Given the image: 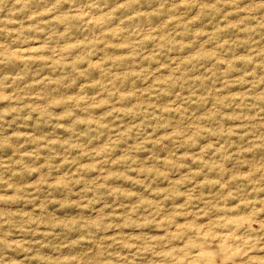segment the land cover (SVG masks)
I'll use <instances>...</instances> for the list:
<instances>
[{
	"label": "rangeland",
	"instance_id": "rangeland-1",
	"mask_svg": "<svg viewBox=\"0 0 264 264\" xmlns=\"http://www.w3.org/2000/svg\"><path fill=\"white\" fill-rule=\"evenodd\" d=\"M81 2L77 0V4ZM124 2L101 0L100 8L93 7L84 16L72 11L73 5L65 4L58 14L44 13L41 17H35V0H0V26L30 28L37 20L48 21L40 27H50L51 33L41 31L34 35L40 37L47 34L51 41L58 40L51 45H42L38 38L29 41L25 44L29 50L23 53L27 59L17 61L15 72L4 70L7 75H15L23 70L22 78L15 84L8 81L12 84L6 90L8 94L13 90L22 94L17 86L26 83L28 87L24 91L31 92L34 97L53 98L52 114L56 115L55 119L51 118L44 100L32 104L25 99L24 105L28 107L22 106L20 112V116L25 118L14 120L15 105L7 99L0 101V111L5 116V121L0 122V173L15 185L17 192L26 194L23 199L16 196L11 202L0 203V212L39 217L42 211L47 210L55 218L56 213L72 211V208L66 207L67 192H53L51 200L45 204L49 192L44 189L58 188L67 177L76 181L71 190L73 194L80 193L86 184H95L100 179V173L85 154V148L97 157L110 151L113 156L120 155L122 159H127L124 150L131 151L130 146L134 142L129 140L127 146L123 141L112 144L106 135L109 129L102 128L100 135L93 132L92 139L84 137L83 140L87 141L85 145L71 143L74 129L83 127V120H77L68 127L60 126L69 124L70 113L65 109L86 99L85 93L105 95V89L113 84L134 89L157 117H176L177 113L170 109L180 106L186 110L187 116L209 123L220 119L214 113L218 106L224 105L223 128L233 141L237 139L233 133L243 137L244 129L239 127L241 109L238 105L251 87L246 81L251 80L254 74L246 75L245 72L249 66L247 53L251 49L242 38L243 34H235L236 13L225 15L215 6V0H194L191 5L182 3V0H140L135 7L145 14L137 17L133 14L132 6H118L124 5ZM127 25L135 26L132 29L135 34L122 31ZM57 49L60 51L59 57L56 56ZM218 55L225 59H215ZM50 57H55V60ZM61 57L68 58L62 60ZM182 72L186 82L173 83L174 77ZM259 87L264 89V83ZM128 99H134L133 92L128 93ZM106 103L101 101L99 105H92L94 113H106V116L98 119L111 120L116 115L107 112ZM123 111L121 109V113ZM261 115L264 116V113ZM122 123L117 119L112 124L113 137L115 129ZM169 130L162 128L157 135ZM153 131L152 128L148 129L150 134ZM203 131L207 134L201 136L197 133L200 138L191 151L184 147L177 148L167 138L164 140V145H172V151L161 146L159 155V159L172 169L165 174L167 178L162 177L154 183L150 180L148 185L136 181L138 173L135 171L128 173L131 180L127 177L116 181L108 178L107 183L116 186L114 191L119 194V199L110 195L106 199L92 201L93 207L90 209H76L77 212L87 211L90 216H95L99 214L97 210L111 213L115 208V220L119 223L125 213L137 212L139 204L145 202L141 198H148L147 202L155 205L158 223L137 227L125 224L122 228L99 234L106 238L104 240L97 241L92 237L73 243L66 251L90 245L99 249L103 243H111L118 233L137 239L143 236L155 242L168 240L170 251L148 262L155 264L163 259L167 264L178 251L188 252L200 247L198 239H211L223 248L220 225L225 221V228L247 225L253 218L257 221L253 227L264 224V210L258 211L262 206L251 203L254 198L264 200V191L253 192L251 187L242 186L237 172L241 165L231 153L224 155L222 145L227 137L220 139L215 131ZM125 135L122 131L121 136ZM217 139L219 143H216ZM59 140H63L64 144L60 145ZM65 146H68V156L64 153ZM147 148L149 151H142L137 145L135 155L139 160L148 158L150 164L153 146L148 145ZM50 149L55 150V156ZM173 152L175 161L168 159ZM193 152L199 155L193 157ZM256 153L264 154V147H255L244 155L254 156ZM119 163L117 161L113 167H119ZM85 169V182L81 183L78 176ZM4 187L7 186L0 185V188ZM238 191L242 195H236ZM8 194L13 195L11 190ZM92 195L88 192L89 199ZM72 198L79 199V195ZM105 204L111 206L104 207ZM132 251L135 252V249ZM146 255L149 253H144L139 259ZM201 257H207L209 264H212L214 254L201 253ZM47 264H52L51 259ZM62 264H83V261L79 257L69 256L62 259ZM178 264H186L183 255ZM193 264H198V261L194 260Z\"/></svg>",
	"mask_w": 264,
	"mask_h": 264
},
{
	"label": "clouds",
	"instance_id": "clouds-1",
	"mask_svg": "<svg viewBox=\"0 0 264 264\" xmlns=\"http://www.w3.org/2000/svg\"><path fill=\"white\" fill-rule=\"evenodd\" d=\"M35 2L37 5L35 17H41L44 13L58 14L63 10L65 4L73 5L71 10L80 16L91 12L93 7H101V0H82L80 4H77V0H35ZM139 3L140 0H125L124 5L118 6H132L133 14L138 17L145 14L135 7ZM182 3L191 5L194 0H182ZM215 6L219 7L225 15L229 12L236 13L234 17L235 34L237 36L243 34L242 38L248 42V48L251 49L247 53L249 57L247 65L249 66L246 67L245 72L246 75H254L251 80L246 81L251 87L246 90V95L241 98L238 105L241 109L239 127L244 129L243 137L239 133H233L237 136L236 141H233L231 136L228 135V131L223 128L221 121L224 118L222 111L224 105L218 106L214 113L220 119L205 123L200 121L198 117L187 116L186 110L180 106L170 109V111L177 113L176 117H157L154 110L149 111L146 102L139 93H136L134 89L121 88L116 84L105 89V95L85 93L86 99L77 101L65 109L66 112L70 113L68 116L69 124L60 125L61 127H68L75 124L77 120L85 122L83 127L77 126L74 129L71 143H84L86 145L87 141L83 140L84 137L92 139L91 134L93 132L100 135L101 129L106 128L109 129L106 135H108L112 144L123 141L127 146L128 141L131 140L134 142L130 146L132 150L127 151L125 149L127 159H122L120 155L113 156L110 151L97 157L94 152L85 148V154L96 165V171L100 173V179L95 184H86L85 189H81L78 194H73L71 191L76 184L72 177H67L65 183L59 185L58 188L44 189L49 192L45 204L51 200L53 192L60 190L67 192L69 195L66 207L72 208V211L56 213L55 218L50 216L47 210L42 211L39 217L0 212V264H42V262L47 264L49 259H51L52 264H62V259L69 256L79 257L83 264H89V262L91 264H148L154 257L170 251L171 245L168 240L155 242L145 239L143 236L137 239L119 233L112 238L111 243L105 242L99 249L95 245H90L66 251L73 243L87 241L92 237H95L97 241L104 240L106 238L99 234L113 228H122L125 224L129 227H137L158 223L155 205L148 203V198H141L145 202L139 204L137 212L125 213L121 216L119 223L115 220V208L111 213L97 210L99 214L95 216H90L87 211L77 212L76 209H90L93 207L92 201L106 199L110 195L119 199V194L114 191L116 186L108 184V178L116 181L127 177L131 180L132 178L128 176L131 171L137 172L136 181L145 185H148L150 180L154 183L155 180L162 177L167 178L165 174L172 169L163 160L159 159L161 146L163 149L172 151V145H164L166 138L172 141L177 148L184 147L191 151L192 146L200 138L197 133L199 132L201 136H204L207 134L203 131L205 129L215 131L220 139L227 137L222 145L224 155L231 153L241 165L237 168V172L243 182L242 186L245 188L251 187L253 192L264 191V154L244 155L251 152L255 147H264V116L261 115V113H264V89L259 87L261 83H264V43H262L264 42V0H215ZM47 23L49 22L37 20L30 28L0 26V66H3L0 67V101L7 99L10 104L15 105L14 120L25 118L20 116L21 107H28V105H24L25 99L32 104L36 103L37 100H44L49 115L52 119H55L56 114H52L54 108L53 98L39 95L34 97L31 92L24 91L28 87L26 83L17 86L21 89L22 94H18L16 90H13L11 94L7 93L6 90L22 78V69L15 75L4 74L5 69L15 72V65L19 59H27L23 53L29 50L25 48V44L29 41L38 38L42 45L45 43L51 45L58 42V40L51 41L47 34L40 37L34 35V33L41 31L51 33L52 29L50 27L48 29L40 27L41 24ZM134 27V25H127L122 31L135 34L132 33ZM220 51H223V49H220ZM13 53L16 55H13ZM243 54L242 52L241 55ZM56 56H60L58 49ZM50 58L55 60V57ZM67 58L61 57L62 60ZM215 59H225V57L218 55ZM191 70L188 69V71ZM8 81H11L12 84ZM181 81L186 82L183 72L174 77L173 83H180ZM130 91L133 92L134 99H128ZM156 95L159 96L158 89ZM121 97L125 99L122 100ZM101 101L107 102L105 105L107 112L116 114L112 116L111 120L98 119L100 116H106V113H94L91 110L93 104L99 105ZM154 108L155 105H153ZM121 109L124 110L123 113H121ZM9 114H12V112L9 111ZM117 119L123 121V123L115 129V136L113 137L111 135L112 124ZM153 120L156 121L155 124L152 123ZM4 121V112L0 111V122ZM149 128L154 129L151 134L148 132ZM162 128L170 130L163 132L162 135H157ZM122 131L126 134L125 136H121ZM58 143L63 145L64 141L59 140ZM216 143H219V139L216 140ZM137 145L140 146L142 151L146 152L149 151L148 145L153 146L150 164L148 158L137 159L135 155ZM50 151L53 156L56 155L54 149H50ZM64 153L65 156L70 155L68 146L64 147ZM198 155V153H192L193 157ZM168 159L175 161V153L173 152V155ZM117 161H120L119 167H113ZM86 173L87 169L79 174L78 179L81 183L85 182ZM0 185L7 186L0 188V203L11 202L16 196L21 199L25 198L26 194L17 192L15 185L9 179H5L3 173H0ZM9 190L12 191V196L8 194ZM88 192L93 194L91 199L88 197ZM73 195H79V199H73ZM236 195H242V193L238 191ZM251 203L253 205L259 203L262 209H258V211L264 210V200L254 198ZM110 206L109 204L104 205V207ZM52 211L55 212V209ZM256 223L257 221L253 218L247 225L237 224L225 228V224H227L225 221L220 225L222 233L220 243L224 244L223 248L218 247L211 239H198L197 243L200 247L188 252L178 251L175 256L171 257L170 261H167V264H178L181 255L186 260V264H193L194 260L198 261V264H209L208 258L201 257V253L214 254L212 264H264V224L253 227L252 225ZM165 227L167 226L165 225ZM225 235L227 240L224 239ZM125 249H128V251H125ZM132 249H135V252ZM144 253H149V255L139 259ZM155 264H166V261L161 259L156 261Z\"/></svg>",
	"mask_w": 264,
	"mask_h": 264
},
{
	"label": "bare ground",
	"instance_id": "bare-ground-1",
	"mask_svg": "<svg viewBox=\"0 0 264 264\" xmlns=\"http://www.w3.org/2000/svg\"><path fill=\"white\" fill-rule=\"evenodd\" d=\"M227 238V237H226Z\"/></svg>",
	"mask_w": 264,
	"mask_h": 264
}]
</instances>
